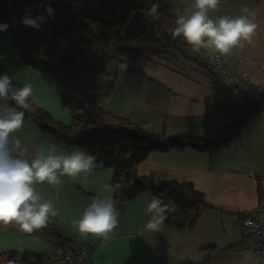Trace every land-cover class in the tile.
I'll list each match as a JSON object with an SVG mask.
<instances>
[{"label": "crops", "instance_id": "0c3cea01", "mask_svg": "<svg viewBox=\"0 0 264 264\" xmlns=\"http://www.w3.org/2000/svg\"><path fill=\"white\" fill-rule=\"evenodd\" d=\"M192 2L172 0L171 11L179 17ZM243 5L252 10L257 28L252 43L233 50L227 61L252 81L264 82V0H223L219 11L210 12V16H236ZM8 36H0L4 72L23 85L31 83L34 101L58 120L69 123L71 114L62 108L56 91L23 62L20 53L6 52L4 45L11 43ZM210 52L197 51L201 63L186 59L169 63L153 54L141 56L135 66L151 81L121 64L106 109L139 124L150 134L172 137L188 133L207 140L220 136L221 140L223 132L232 129L234 116L227 106L223 85L203 64ZM256 102L248 121L240 130L232 131L225 140L227 144L206 150L187 144L183 149L154 151L138 164L139 176L155 181L165 177L186 179L204 194L207 207L192 227L164 222L159 232L148 230L151 214L147 207L158 197L144 192L128 201L115 202L120 211L115 238L102 243L94 236L79 233L76 223L94 197L106 194L104 185L112 184L113 169H95L75 180L61 177L58 191L46 183L35 187L53 203L58 231L74 234L90 245L92 264H199L209 247L224 251L207 264H242L245 248L252 240L241 218L264 203V92ZM16 135L29 146L30 156L41 147L47 151L53 144L58 153L71 154L76 149L42 132L26 116ZM0 250L52 255L55 247L45 229L29 234L8 225L0 227ZM251 253L247 264H264V257ZM47 264L64 263L53 260Z\"/></svg>", "mask_w": 264, "mask_h": 264}, {"label": "trees", "instance_id": "16d2710c", "mask_svg": "<svg viewBox=\"0 0 264 264\" xmlns=\"http://www.w3.org/2000/svg\"><path fill=\"white\" fill-rule=\"evenodd\" d=\"M152 3L161 5L163 15L159 19L146 14ZM44 5H50L55 15L48 18L45 14L40 29L20 23L25 13L35 17L43 11ZM171 5L172 0H0V24H8L0 36L13 37L23 62L40 73L60 97L62 108L71 114L70 122L64 123L32 97L33 110L26 111V117L42 132L103 161V166L96 170L113 169L112 184L120 185L112 194L115 202L150 192L176 205L175 211L166 214L165 223L192 227L207 207L204 194L186 179L165 177L155 181L139 176L138 164L154 151L183 149L187 144L206 150L227 141H221L220 136L207 140L188 133L172 137L164 133L150 134L139 124L106 109L117 85L121 64L128 65L133 74L151 81L135 66L136 60L146 54L169 63L185 59L201 63L197 51L182 37L172 35L178 16L171 11ZM3 63L0 50V75L5 73ZM12 80L18 87L23 86ZM8 103L15 106L14 101ZM247 121L248 118L244 122L233 121L230 127L236 132ZM51 232L54 247L73 250L74 242L69 234L61 232L58 237L57 227ZM208 250L199 264H207L224 251L214 247ZM50 255L0 250V264H47Z\"/></svg>", "mask_w": 264, "mask_h": 264}, {"label": "clouds", "instance_id": "9594fccd", "mask_svg": "<svg viewBox=\"0 0 264 264\" xmlns=\"http://www.w3.org/2000/svg\"><path fill=\"white\" fill-rule=\"evenodd\" d=\"M222 2L193 0L191 6L178 17L172 35L182 37L194 51L211 50L216 59L227 60L233 50L252 43L257 25L247 5H243L236 16H210V12L219 11ZM160 8L159 3H152L146 14L159 19L163 15ZM45 14L53 18L54 9L44 5L43 11L35 17L25 13L20 23L40 29ZM7 28L8 24H0V32ZM32 96L31 83L18 87L8 73L0 75V101H3L0 103V227L14 225L29 234L46 228L50 218L57 215L53 203L41 196L36 185L46 183L58 191L61 177L75 180L81 174L86 176L103 166V161H98L95 155L80 148L74 149L71 154H63L57 152L54 144L47 151L41 147L30 156L29 146L16 133L24 125L25 112L33 110ZM8 101H14L15 106L9 105ZM119 187V184L104 185L106 194L94 197L77 221L79 233L94 236L102 243L115 238L120 211L111 193ZM175 210L176 205L171 200L153 199L147 207V212L151 214L147 229L159 232L166 214ZM251 256V252H245L242 264H247Z\"/></svg>", "mask_w": 264, "mask_h": 264}, {"label": "built area", "instance_id": "2783aa9c", "mask_svg": "<svg viewBox=\"0 0 264 264\" xmlns=\"http://www.w3.org/2000/svg\"><path fill=\"white\" fill-rule=\"evenodd\" d=\"M204 63L223 85L227 106L234 116V121L244 122L256 109V101L264 92V82L252 81L230 66L227 60L216 59L213 52L207 54ZM240 222L246 235L252 240L251 245L246 247L245 251L264 257V206H259L252 213L243 216ZM55 227L56 220L52 217L48 226L44 228L51 241L55 239L51 232ZM69 236L74 242L73 250H65L61 246H56L48 263L55 260L64 264H92L90 245L74 234Z\"/></svg>", "mask_w": 264, "mask_h": 264}, {"label": "rangeland", "instance_id": "374dc122", "mask_svg": "<svg viewBox=\"0 0 264 264\" xmlns=\"http://www.w3.org/2000/svg\"><path fill=\"white\" fill-rule=\"evenodd\" d=\"M176 2H177V0H176ZM8 36V35H7ZM9 38H10V41H11V43H10V45H4V48L5 49H7L6 50V52H8V53H20L19 52V50H18V48L16 47V45L14 44V41H13V37L11 36V35H9L8 36ZM31 70H33V71H35L36 72V70L35 69H31ZM38 73V72H37ZM39 74V73H38ZM41 76V75H40ZM52 88V87H51ZM53 89V88H52ZM40 106V105H39Z\"/></svg>", "mask_w": 264, "mask_h": 264}, {"label": "water", "instance_id": "95a60500", "mask_svg": "<svg viewBox=\"0 0 264 264\" xmlns=\"http://www.w3.org/2000/svg\"><path fill=\"white\" fill-rule=\"evenodd\" d=\"M231 135H232V129H226L221 136V140L222 141L228 140L231 137ZM56 235L60 237L61 232H56Z\"/></svg>", "mask_w": 264, "mask_h": 264}]
</instances>
